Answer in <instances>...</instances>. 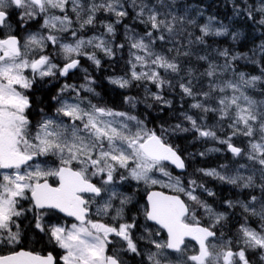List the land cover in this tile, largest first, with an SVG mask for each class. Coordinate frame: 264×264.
<instances>
[{
  "label": "snow or ice",
  "instance_id": "6c2138e0",
  "mask_svg": "<svg viewBox=\"0 0 264 264\" xmlns=\"http://www.w3.org/2000/svg\"><path fill=\"white\" fill-rule=\"evenodd\" d=\"M69 3L73 6L72 11L76 15L80 30L94 25L99 12L115 16L116 19L112 22L101 21L104 33L88 39L77 38V30L71 27L73 20L67 14ZM131 6L139 9L135 18L150 27L143 35H138L125 25L126 39L130 41L131 73L130 76L111 78L110 83L120 88H128L134 81L144 82L145 86L151 83L157 89L178 86L183 97L195 101L189 106L191 109L200 110L205 115L209 112L219 113L220 120L231 121L229 124V128L232 129L231 135L227 139H220L219 142L226 144L227 150L234 157L243 156L245 152L231 142L232 137L242 135L248 138L247 159L253 165H259L260 177L264 181V102L258 103L242 90L254 87L261 76L246 77L245 73H239L237 82H221L218 71L221 66L209 62L208 55L196 57L199 61L208 62L207 68L200 73L201 78L206 77L208 80L207 91L201 90L199 93L196 91L198 81L193 79L195 73L192 68L189 67L186 75L181 76L184 61L193 55L191 45L204 44L206 36L223 35L226 29L213 30L209 24H205L200 27L201 35L196 36L194 41L191 38L193 34H187L185 45L182 42L184 29L177 31L175 15H171L169 19V13H160L155 6L150 7L145 0H139V3L132 0ZM57 9L63 15L49 14ZM16 11H19V20L23 22L21 27H26L28 21L43 15L44 23L41 27L49 29L50 34L30 33L23 44L11 32L0 36V169L9 170L0 172V244L9 246L6 254H0V264H58L51 252L42 255L32 250L16 249L21 239L17 218L26 211L33 212L35 229L47 236L49 242L63 250V255L59 258L62 264H125L120 250H113L111 254L108 252L111 234L126 242V251L140 254L130 234L134 224L121 223L117 228L90 218V206L96 203L97 197L105 193L109 194L108 199L97 207L96 215L110 214L113 208L112 201L119 195L113 189V185L116 182L115 174L120 169L128 172V176H120L121 181L130 177L145 184H162L163 187L173 189L177 193L167 195L164 192L153 191L148 194V205L144 209L146 219L155 221L167 231L166 241H151L156 251L148 253L149 264H250L246 255L249 249L260 250L262 252L260 259L264 261V227L257 231L246 224L241 225L236 251L232 249L231 241L219 245L210 242L216 238L214 227L225 219V213L216 212L195 195L196 189L203 188V185L190 180L189 186L185 188L179 177L173 178L166 170L165 162L178 169H184L186 165L178 150L166 142L163 134L158 135L154 130H147L142 121L127 112L93 104L91 100L81 96V91L94 93L89 87L92 81L88 76H85V83L79 86L74 84L62 86L58 95L53 97L59 105L54 115H43L35 127V132L32 131L28 118V110L32 104L26 90L33 87L37 76L41 79L56 77L57 74L61 77L67 76L80 65L79 59L74 57L85 56L99 67L101 61L95 52L85 51L88 47H94L103 51L105 55L112 56L113 48L105 39V35L114 36L116 25L122 23L128 16L125 0L100 2L89 0L87 5L81 3V0H0V28H11L6 21ZM260 11L264 12V8ZM162 15L165 18L162 19ZM179 19L183 23L185 18ZM188 23L193 24L194 21L189 20ZM260 23L264 24V19H261ZM53 31L60 33L71 31L75 43H61V37L51 34ZM157 32L161 34L156 36ZM236 35L234 34V38ZM157 40L173 44L167 52H175V55L169 56L163 51L156 52L154 45ZM49 42L59 47V54L65 61L63 67L53 63L49 56L41 54ZM119 47L122 48L123 45ZM185 47L189 50L181 51V48ZM219 55L225 58L223 69L227 70L228 51H220ZM237 58L233 56L231 59ZM138 67L146 70L137 71ZM160 69H163L165 74L179 79L174 84L173 80L165 79L161 75ZM28 70L32 73L31 77L25 74ZM84 71L87 72L86 69ZM228 90H231V96L227 95ZM66 92L74 93L71 99L62 98ZM217 93L220 95L215 99L213 107L210 102ZM152 97L157 101H164L163 96L158 93H152ZM135 99L125 97V102L134 106ZM182 115L184 120L190 123L191 129L176 124L174 131L194 130L198 137L218 139L216 132L199 124L197 118L186 112ZM64 118H67V122ZM199 119L203 120L204 116ZM161 131L163 133L167 129ZM41 156H55L59 164L56 167H44L39 163L34 165L29 163ZM154 171L168 177L169 182L162 183L154 179L151 175ZM199 171L206 176H213L241 188L256 186L254 174L245 177L240 175L239 169L235 175L221 174L216 169ZM93 177L100 178V186L92 182ZM49 178H54L53 183L49 182ZM260 188L264 193V183L260 184ZM204 190L208 191L209 195H214L209 190ZM28 192L31 193L30 197L26 195ZM86 194L89 195V199H85ZM180 194L203 208L212 224L207 227L201 226L192 204L181 199ZM22 199L30 200L28 209L21 205ZM130 199L125 196L120 200L121 207L116 209L113 221L122 217L123 206L129 203ZM256 199L255 196L252 197L253 202ZM226 203L230 207L233 206L231 201ZM242 207L246 212L250 211L253 215L264 217V208L257 213L248 204H243ZM55 212L74 217L78 223H72L70 226L60 223L45 225L46 216ZM186 237H190L199 246L198 250L195 248L191 250L192 254H188ZM240 244L243 247H239ZM169 250L178 254L175 261L169 259Z\"/></svg>",
  "mask_w": 264,
  "mask_h": 264
},
{
  "label": "rangeland",
  "instance_id": "374dc122",
  "mask_svg": "<svg viewBox=\"0 0 264 264\" xmlns=\"http://www.w3.org/2000/svg\"><path fill=\"white\" fill-rule=\"evenodd\" d=\"M230 3H235V0H229ZM239 4H236L233 6V9L231 10V13L233 15V18L236 20L238 18L240 19H249L251 20L255 25V27L259 26V25H264L261 24L260 21L261 19H264V12H261L260 9L264 8V0H238ZM89 2V0H81V3L87 5V3ZM97 2H100V0H97ZM146 3H148V5L150 7L155 6L157 11H159V5H158V0H145ZM137 3H139V0H137ZM233 3V4H234ZM132 0H125V7L127 12L130 10L133 18H135L136 16V12L139 10L138 8H133L132 6ZM72 4L69 3L67 5V14L72 18L73 20V24H72V29L77 30L78 32V36L77 38H84V39H88L90 37L99 35L101 33H104V27L101 24V21L104 22H112L116 19L115 16H110L109 14H106L104 12H99L97 13V19H96V23L92 26H89L83 30L79 29V23L76 22V15L75 13L72 11ZM163 8V7H162ZM257 11V12H256ZM160 13H169V19L171 18V15H175L177 17V21H176V29L179 32L181 28L184 29V37L182 42L186 45L187 44V34L191 33V31H189L186 26L187 25H191L188 23V19L185 18V15L183 14V11L177 12L176 10H170V9H166L163 11H160ZM50 15H63V13H61L58 9L57 10H52L50 13ZM251 14V15H250ZM180 17H184V22L181 23L180 22ZM253 17H255V21L253 20ZM161 18H165L164 15L161 16ZM20 21V20H19ZM194 21H197V17L195 18ZM21 24L23 23L22 21H20ZM44 23V16L41 15L39 17H37L34 20H31L30 23L27 22L26 27H24L23 29H25V31L23 32L24 35V40L27 37L28 34L30 33H41L43 35H48L49 33V29L46 28H42L41 25ZM125 23H120V25H123V28H121V31L114 36H108L105 35V39H107L110 43V46L113 48V52L116 51L119 54H123L124 56V61L127 62V70L124 71L122 74L120 73H110V67L112 65H118V68L121 67L122 65V59L120 60V58H117L115 54H113L112 56H107L104 54L103 51L101 50H97L94 47H88L85 49L86 52L88 53H92L95 52L97 58L101 61L100 66L97 67L91 60H88L85 56H79V57H74V58H78V59H82L84 62L81 63V65H79V67L77 68L78 70H76L74 77L71 78L70 81L68 82H64L63 86L65 84H74L76 86H79L81 84L85 83V76H88L90 78V80L92 81V83L89 84V87H91L94 90V93H88L85 91H81V96L86 97L88 100H91L93 104H98L100 106H104V107H108L111 108L109 106H106L104 104L103 100H99L100 97V87L101 84L103 83H99L96 78L97 76H100L102 81H107L110 83V79L111 78H115V77H122V76H130L131 73V65L129 64V60L131 59V55H130V48H129V44L130 41H128L126 39V29H125ZM205 24H209L210 27L215 30V29H226V32L223 35L220 36H216V35H210V36H206V37H211V38H221L223 36H225L229 29L226 28L223 24H221L220 22L216 21L213 18H207L205 20V22H203L202 24L199 25L198 30L199 33L201 35L200 32V27L205 25ZM32 26V27H31ZM34 26V27H33ZM145 26V25H144ZM147 27V26H145ZM131 29V28H130ZM148 29V28H147ZM134 33L138 34V35H143L144 33H141L138 30H133ZM51 34H55L61 37V43H75V40L72 38L71 35V31L67 32V33H60V32H55L53 31ZM161 33L157 32L155 35L159 36ZM166 35V33H165ZM198 35V36H200ZM193 39V35L191 37ZM237 37H235L236 39ZM161 41L157 40L155 45H154V50L156 52H161L163 51L165 54L172 56V54H175V52L172 53H168L167 52V48H171L173 47V44L170 43H165L164 45L160 44ZM162 43V42H161ZM119 45H123V47H119ZM195 47V48H199L201 47V55H208L210 57V61L209 62H213L217 65H220L221 68L218 70L220 72L219 75V81H232L233 83L237 82L239 80V73H245L246 77H252V76H261V79L259 81L256 82L254 87H248L245 90L246 94L249 95L251 98H253L254 100H256L258 103L260 102H264V75H262V69H264L260 63H258V60L256 58H252L250 56V54H246V53H230L228 48H224V49H219L217 47H215V45H213L212 42H208L204 40V44H197V43H193L191 45V47ZM188 48H181V51H186ZM166 50V51H165ZM227 50L229 53V57H228V63H229V67L227 68V70L223 69V65H225L226 60L224 57L219 55L220 51H224ZM257 51L255 52V55H259L260 54V45H258ZM60 50L58 46H53L50 42L48 44V46L44 49L43 55H47L52 59L53 63L58 64L60 67L65 63L64 58L61 54H59ZM143 54V53H140ZM200 55V56H201ZM117 58L116 61H113L112 65L110 66V64L108 65L106 63L107 60H110L112 58ZM233 56H237L238 58L235 60H232L231 58ZM32 58V57H30ZM36 58V57H35ZM251 60H253L255 63V71H248L247 68L245 67L246 65H248V63H252ZM238 62L237 65L234 64V62ZM204 62V65L200 66L199 65L196 67L194 71L195 75L193 77L194 81H198L197 83V87H196V91L199 93L201 90L203 91H207V84H208V80L206 77L204 78H199L200 73H202L208 66V62ZM110 66V67H108ZM190 67L189 64H187L186 62L183 63V68L184 71L181 72V76L186 75V71L187 69ZM112 68V67H111ZM87 70V72H85L84 70ZM146 69H140L139 67L137 68V71H143ZM161 75L165 77V79H171L173 80V83L175 84L176 81L179 79V77H172L169 76L167 74H165L163 72V69L159 70ZM255 74V75H254ZM109 76V77H108ZM104 77V78H103ZM50 78V77H48ZM65 80V78H64ZM116 89H121L126 93V97H135V103L134 106L133 104H129L125 102V98L122 99V103L121 105L125 108V109H114L116 111H123V112H127L128 114L137 117V119L139 121L143 122V126L147 129V130H154L156 131V133L158 135L163 134L166 138V142L168 144L170 143V140L172 137L178 136V135H185L186 140H188V142L190 143V146L192 147V150L186 153V162L188 164H191V162H193L194 160H202L203 158H206L208 156L211 155H215V154H219V155H223L226 153H228L226 147V144H221L219 142L220 139H227L231 133H232V129L229 128V124L231 123L230 120L228 119H224V120H220L219 119V113H213V112H209L206 115L204 113H202L200 110L197 109H191L189 106L191 104H193L195 101L189 97H183L180 89L178 86H176L175 88H169L167 86H165L163 89H157L154 85H152L151 83H147L145 86L144 82H136L134 81L133 84L128 87V88H120L119 86L112 84ZM201 85L203 86V88H201ZM147 89V90H146ZM152 93H158L160 95L163 96L164 101H170V104H166L164 103V101H157L155 99H153L152 97ZM74 95V93L71 92H66L63 94V99H71V97ZM220 94L217 93L216 96L213 98V101H211V105L213 107H215V99L218 98ZM227 95L231 96L232 92L231 90H228ZM172 103H175L176 108H177V114H178V119L179 121H177V117L176 115H172L170 116V118L168 119V124L164 127H156V128H152L147 124V119L150 118V116L152 117V113H156V111H154L157 107L160 108H168L172 105ZM59 105L57 104V107ZM56 107V108H57ZM55 108V109H56ZM55 109L51 112V113H47L46 115L48 116H52L55 113ZM144 110L148 111L147 113L144 112ZM187 113L189 115H192L194 118H197V122L199 124L205 125L206 127L210 128L211 130L215 131L217 134L218 139H211V138H203V137H198V134L194 131V130H189L187 132H183V131H178V130H173L176 124H181V126L183 128H189L191 129V125L188 121L184 120V117L182 115V113ZM138 113H141V116L138 115ZM143 114V115H142ZM209 114H211L212 116L209 117ZM204 116L203 120H200L199 117ZM42 119V117H41ZM40 119V120H41ZM65 122H67V118H64ZM132 124L134 125L135 122H132ZM162 129H167V131L162 133ZM135 127H133V131H135ZM33 131V130H32ZM258 138V137H257ZM235 146L240 147L244 150L245 155L243 156H239V157H234L233 155L231 158V162L227 163V164H219L217 166L214 167H208V168H193V164H192V169H189V171H187V173H177L173 170V168L171 166H169L168 164H165V168L167 171H169L171 173V176L173 178L175 177H179L183 186L185 188H187L189 186L188 182L190 180H195L196 183L198 185H203V188H197L195 195H208V191H205L204 189H207L206 187V182L207 181H216L219 184H225V185H229L231 187H235L237 189V191L243 192V190L245 189H249V188H241L238 185H233V184H229L227 182H222L219 179L213 177V176H206L204 175L203 172L199 171L200 169H205V170H210V169H216L217 171H220L221 174H228V175H235L237 172V169H239V173L242 176L247 177L248 175H253L255 176V184L256 186L254 187V191H255V195H250L248 201H244L241 196H239L238 198H235L232 201L233 206L232 209L235 212L236 215H238L239 218H242L243 224L241 225H247L251 228L256 229L257 231L261 230L262 227H264V217H261L260 215H253L250 211V219H247V217L244 215L245 210L242 207L243 204H248L251 208H254L256 210L257 213H259L261 211L262 208H264V198L262 197V193L261 192V188H260V184L264 183V181L261 180L260 177V173H259V165H253V163L251 161H249L247 159V152L249 150V142H248V138L242 136V135H237L232 137V141H231ZM212 149H216V150H212ZM201 153H204V155H201ZM40 158H45V161L41 164L44 167H55V163L56 160L58 161V158L55 156H41ZM40 164V163H39ZM226 166L225 168H222L221 166ZM241 165H244V168H240ZM173 172H171L172 170ZM124 175V176H128V172L120 169L116 174H115V184L113 185V189L119 194L118 198L114 199L112 201L113 203V208L110 210V214L108 216H102L104 218L105 221H109L106 217L108 218H112L113 216H116V209L121 207L120 204V200L123 199V197L127 196L130 197V202L125 204L123 206V213H122V217H120V221L121 223H126V224H134V227L130 230V234L132 235L134 241L137 244V248H138V252L141 254H144L146 256H148L149 252H154L156 251L154 245L151 243L152 240H155V237L151 236V230L149 229H145V235L140 234L136 231L137 225V219L139 217H144V209H145V205L144 203L141 205V207L139 206V202L137 204V201L140 199V201L142 202V198L145 195V193L155 187H159V188H163L165 190L168 191H173V189L170 188H166L163 187L162 184H155V185H151V184H145L143 181H135L133 179H131L130 177L124 181L120 180V176ZM152 177L154 179H158L160 181H162V183H168V177L163 176V174L159 171H154L152 174ZM94 179H96L98 182H100V178L99 177H93ZM209 190V189H207ZM203 191V192H202ZM210 191V190H209ZM205 192V193H204ZM211 192V191H210ZM175 193V192H174ZM177 194V193H175ZM108 193H105L103 197L99 198L96 200V204L97 207L102 205L103 202L105 200L108 199ZM182 197L184 198L186 203L192 204V207L195 209L196 212V218L200 221V224L202 223V221L204 222V224L207 226H209L210 224H212V221L208 219L207 215L205 214L203 208H200L198 206H196L195 204H193V202L188 201V198L186 196H184L183 194ZM255 196L257 199L253 202L252 201V197ZM23 200L26 199H22L20 201V203L23 202ZM131 204H135L138 206V210H136L135 208L131 207ZM133 206V205H132ZM224 206H229L227 203L224 204ZM30 206L24 207V209H28ZM216 212H220V213H225L224 211L215 209L213 206H211ZM240 207L243 208V211L240 212ZM26 217L27 222H29L28 219H30L31 217H33V213L31 211H26L24 213V215ZM21 216V217H22ZM20 217V218H21ZM227 217V214L225 213V219ZM204 218L206 220H204ZM261 218V219H260ZM224 220H222L220 222V224L216 225V229L219 230V234L216 237V239L211 240V243H216V244H222V243H227L228 241H231V247L234 251L238 250V245H237V240L238 239H233L230 238L227 234L224 233H220V228L217 226H221L224 224ZM113 221V220H112ZM118 221V220H116ZM19 224V223H18ZM202 225V224H201ZM241 225L239 226V228L241 227ZM69 226V225H68ZM15 230V229H13ZM240 236V235H239ZM121 243L122 245L119 247L122 251L123 258L129 259L133 256H138L140 257V254H134L131 253L129 251H126L127 249V245L126 242L122 241L121 238L116 237ZM164 241V240H162ZM158 242V241H157ZM188 254H192L191 250L193 248L197 249L196 246L192 243L189 242L188 244ZM9 246L4 245V244H0V250L1 249H5L7 250ZM151 247L153 249H151ZM239 247H243L242 244L239 245ZM251 253L252 256H255V252L258 253V260H261L260 257L262 255V252L260 250H254V249H249L246 253V255L249 258L250 264H253L251 260L256 261L255 258H252L251 256L248 255V253ZM62 255H63V251H62ZM177 258V255L175 257H170L169 259L172 261H175V259ZM258 263L260 264V261H258ZM147 264H149V261L147 259ZM261 264H264V261L261 260Z\"/></svg>",
  "mask_w": 264,
  "mask_h": 264
},
{
  "label": "trees",
  "instance_id": "16d2710c",
  "mask_svg": "<svg viewBox=\"0 0 264 264\" xmlns=\"http://www.w3.org/2000/svg\"><path fill=\"white\" fill-rule=\"evenodd\" d=\"M233 3H230L229 0H158L159 12L166 9L176 10L177 12L183 11L185 18L191 21H194L197 17V21H194L193 24L186 26V28L193 34V41L195 40L196 36L200 35L198 30L199 25L205 22L207 18H213L223 24L226 28H228L229 31L225 36L218 39L205 37V41L212 42L213 45H215V47L219 49L228 48L230 53L236 52L250 54V56L252 58H256L258 60V63H260V65L264 68V25L255 27V24L247 18H238L235 20L233 18L231 10L233 9L234 5L239 4V1L235 0V3ZM253 20L255 21V17H253ZM123 23H125L124 25H127L132 30H138L141 33H145L150 27H145L144 24L140 23L137 19H134L130 10L128 11V16L123 19ZM121 28H123V25H116V35L121 31ZM234 34H237L236 39L234 38ZM177 39L181 38L177 37ZM165 43L167 42H160V44L162 45H164ZM258 45H260V54L255 55ZM191 51L193 52V55L190 58H187L184 62L189 64L190 68L195 70L198 65L199 67L204 65L203 61H199L196 59L197 56L201 55V47L195 48L192 46ZM114 54L117 58H120V60L122 59L121 67L118 68V65H112L113 61L117 60L115 56L114 58L107 60L106 63L108 65L110 64V66L112 65V68L108 66L111 69V74H122L128 69L127 62L124 61V56L122 53L119 54L118 52L114 51ZM251 62L252 63H248V65H246L245 67L248 71H255V62L253 60H251ZM237 63V61L234 62V64L236 65ZM199 78L201 79L200 76ZM96 80L99 83L103 82L101 84L100 90L101 93L105 96L107 106L114 109H125L121 105V103L122 99L126 97V93L121 89H116L112 84H109V82L102 81L100 76H97ZM154 111H156V113H152V117L150 116V118L147 119V124L152 128H156L157 126H166L169 122L168 119L172 115H176L177 121H179L177 114L178 110L175 103H172V105L168 108L157 107ZM144 112L147 113L148 111L144 110ZM138 115L141 116V113H138ZM211 116L212 115L209 114V117ZM185 137V135H178L172 137L170 140V145L178 150V154L181 155L186 163V171L184 173H187L189 169H192V164L193 168H208L231 162L232 156L225 151V154L223 155H211L203 158L202 160H194L193 162H191V164H188L186 162V153L191 151L192 147ZM206 187L212 193H214V195H209L208 193V195H198L200 200L205 201L208 205L213 206L215 209L224 211L227 214L224 224L221 226H217L220 228V233L227 234L230 238L238 239L240 235L239 226L243 224L242 218H239L238 215L235 214L232 207L224 206V204H226V201L232 202L239 196H241L244 201H248L250 195H255L254 188L245 189L243 190V192L239 193L235 187H231L225 184H219L216 181H207ZM262 197L264 198V194H262ZM239 210L240 212H242L243 208L240 207ZM244 213L247 219H250V213L246 211ZM204 220L206 219L204 218ZM201 224L203 226H206L203 221ZM214 231L216 232L217 237L219 234V230L214 227ZM248 255L256 259V261L251 260L253 264H259L258 261H260L261 264V260H258L257 252H255V256H252L250 252L248 253Z\"/></svg>",
  "mask_w": 264,
  "mask_h": 264
},
{
  "label": "flooded vegetation",
  "instance_id": "af4514ba",
  "mask_svg": "<svg viewBox=\"0 0 264 264\" xmlns=\"http://www.w3.org/2000/svg\"><path fill=\"white\" fill-rule=\"evenodd\" d=\"M6 23L10 25L11 28L10 29L7 27L0 28V36H3L4 34H8L9 32H11V34L16 35L20 39L21 44H23L24 42L23 32L25 31V29H23L24 27L20 26L21 22L19 21V11H16L13 15H11L7 19ZM28 23H30V21H28ZM79 61H80V65L82 62H84L82 59H79ZM61 67H63V65ZM76 70L78 69L71 70L68 73V75L64 77H61L57 74L56 77H50V78L44 77L43 79H41L37 76L35 79V83L33 84V87L29 90H26V94L30 97L31 104H32L31 108L28 110V118L31 121L33 132H35V127L40 121L41 117L47 113H51L57 107V102L53 100V97L58 95L59 90L63 86L64 82H68L71 80V78L74 77ZM25 74L28 75L29 77L32 76V73L30 70L26 71ZM99 100H103L104 104L107 106L106 101H105V96L101 92H100ZM44 161H45V158L38 157V158H34L33 161H30L29 163L33 165L36 163L42 164ZM58 164H59V160L58 161L56 160L55 167ZM2 171H9V170L0 169V172ZM171 172H173V170ZM53 181H54V178H49L50 183H53ZM92 182L97 184V186H100V182H98L96 179L92 178ZM152 189L159 190L166 194H175L172 191H168V190H165L159 187H155ZM150 190H148L145 193V195L141 199L142 202L140 201V199L137 201V204L139 202L140 207L144 203L145 208H146V203H145L144 198ZM26 195L30 197V192H28ZM103 196L104 194L101 197ZM101 197H97L96 200ZM89 198H90L89 195L86 194L85 199H89ZM181 199L184 200L182 195H181ZM21 205L23 206V208L30 206V200H23ZM131 207L138 210V206L135 204H131ZM96 209H97L96 203L90 206V218L91 219L98 220L103 223H107L110 226H114L117 228L119 227V224H121V221L119 218L117 219L118 221H112V218L106 217L109 220L107 222L104 220L102 216L96 215ZM28 220L29 222H27L25 216H22L21 218L20 217L17 218V223H19L20 230H21V239H20L19 245L16 246V249L19 250L20 248H23L24 250H32V251L40 252L42 255H47L49 252H51L53 256L55 257L56 261L58 262V264H62V261H60L59 258L62 255L63 250L55 246L54 243L49 242L47 236H45L43 233H40L37 229H35L34 216ZM44 223L45 225L50 224V223H60V224H67L70 226L72 223H78V222L73 217L63 216L59 212H55L51 215L46 216ZM136 225H137L136 231L140 234L145 235L146 234L145 229H149L151 230V236L155 237L156 241L161 242L162 240L164 241L167 240V236L163 232V230L160 229L155 224L148 222L146 220L145 214H144V217H139L137 219ZM109 240L111 241V243L108 245L109 254H111L113 250H120V255L123 256L122 251L119 248L122 245V243L116 238V236L114 234H111L109 236ZM185 243L188 244L189 242L185 241ZM151 249L153 248L151 247ZM6 251L7 250L5 249H1L0 254H6ZM176 255L178 254L169 251L170 257L173 258ZM123 260L125 261V264H147V256L141 253H140V257L135 255L129 259H127V257L123 258Z\"/></svg>",
  "mask_w": 264,
  "mask_h": 264
},
{
  "label": "water",
  "instance_id": "95a60500",
  "mask_svg": "<svg viewBox=\"0 0 264 264\" xmlns=\"http://www.w3.org/2000/svg\"><path fill=\"white\" fill-rule=\"evenodd\" d=\"M229 153H231V152H229ZM165 164H168L169 166H171L176 172H178V173H181V172H184L185 171V168L184 169H178V168H176L174 165H171L170 163H168V162H165ZM153 191H155V192H161V191H159V190H150L149 192H153ZM149 192L146 194V196H145V198H144V200H145V203H146V207H147V205H148V200H147V197H148V194H149ZM166 194V193H165ZM167 195H174V194H167ZM30 196H31V193H30ZM60 214H62L63 216H66L65 214H63V213H60ZM68 217V216H67ZM146 217V216H145ZM74 218V217H73ZM147 220V219H146ZM148 222H150V223H153V224H155L156 226H158L160 229H162L163 230V232L166 234V236H167V231L165 230V229H163V228H161L160 227V225H158V224H156V222L155 221H151V220H147ZM185 241H188V242H192L195 246H196V248H197V250H198V244L195 242V241H193L190 237H186L185 238ZM170 252H172L171 250H169Z\"/></svg>",
  "mask_w": 264,
  "mask_h": 264
},
{
  "label": "bare ground",
  "instance_id": "6f19581e",
  "mask_svg": "<svg viewBox=\"0 0 264 264\" xmlns=\"http://www.w3.org/2000/svg\"><path fill=\"white\" fill-rule=\"evenodd\" d=\"M257 12V11H256ZM253 48V47H252ZM250 51V50H249ZM255 75V74H254Z\"/></svg>",
  "mask_w": 264,
  "mask_h": 264
}]
</instances>
